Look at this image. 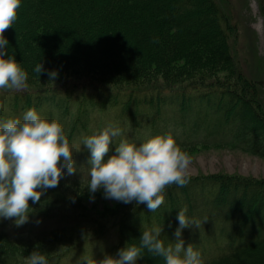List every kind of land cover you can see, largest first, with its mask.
<instances>
[{
  "label": "trees",
  "instance_id": "1",
  "mask_svg": "<svg viewBox=\"0 0 264 264\" xmlns=\"http://www.w3.org/2000/svg\"><path fill=\"white\" fill-rule=\"evenodd\" d=\"M260 7L264 14V0ZM232 33L217 0H21L18 18L5 37L9 55L15 54L28 73V87L5 93L18 105L0 109V121L4 115L22 119L30 108L49 120L58 115L77 168L73 175L64 169L56 190L44 191L40 202L29 201L31 226L38 215H54L46 209L49 198L59 195L71 205L75 198L68 199L60 191H65L63 186L90 180V150L83 140L110 123L104 118L109 111L117 113L112 124L121 129L109 156L122 139L139 145L169 132L181 146L238 142L247 151L264 154V142L255 134L256 124L264 127V78L258 82L263 85L241 79L227 85L213 79L237 64ZM41 61L44 71L39 76L34 69ZM52 70L58 72L55 81L48 77ZM80 76L94 79L91 90L85 88L92 85L78 89L75 80ZM125 121L147 133L126 128ZM184 206L190 219L201 221L197 229L182 230L184 246L191 243L200 251L204 264H264V179H190L184 187L170 186L154 212L145 204L126 205L112 221L120 233L117 251L139 245L142 231L153 225L162 224L166 246L174 243L177 215ZM79 216L86 219L89 214L82 211ZM3 227L0 264H22L31 247L19 255L22 250L10 244L12 236ZM63 232L54 226L52 241L62 239ZM72 243L54 255L45 246L32 250L61 262L77 250L78 244ZM138 263L166 261L145 250Z\"/></svg>",
  "mask_w": 264,
  "mask_h": 264
},
{
  "label": "clouds",
  "instance_id": "2",
  "mask_svg": "<svg viewBox=\"0 0 264 264\" xmlns=\"http://www.w3.org/2000/svg\"><path fill=\"white\" fill-rule=\"evenodd\" d=\"M20 7L21 0H0V109L4 108L5 93L28 87V73L15 54L9 55L5 37L16 22ZM153 42L158 43V38ZM34 71L41 75L42 61ZM57 76L55 70L48 72L49 80L55 81ZM120 135L121 129L109 123L102 131L84 138L83 145L90 150V194L103 189L106 199L125 204L134 201L154 212L164 203L167 188L184 187L190 182L192 157L171 132L150 136L139 145L122 139L109 156L113 138ZM79 150L78 147L76 152ZM64 169L68 175L77 171L73 146L58 115L49 120L30 108L22 119L0 121V218L14 219L17 226L26 223L33 212L29 201L40 202L44 191L58 186ZM187 211V206L179 209L174 243L166 246L161 238L162 224L153 225L142 231L139 245H126L117 256L106 255L96 264H135L145 250L152 256L163 257L166 264H204L200 251L191 243L184 246L182 230L197 229L201 224L198 219H190ZM83 262L93 264L87 258ZM28 264H47V260L39 251H32Z\"/></svg>",
  "mask_w": 264,
  "mask_h": 264
},
{
  "label": "rangeland",
  "instance_id": "3",
  "mask_svg": "<svg viewBox=\"0 0 264 264\" xmlns=\"http://www.w3.org/2000/svg\"><path fill=\"white\" fill-rule=\"evenodd\" d=\"M217 2H219L222 11L233 28L230 44L237 64L226 71L216 73L213 79L227 85L234 84L238 79L252 80L254 85H263L262 82L258 83L264 78V14L260 7L261 0H217ZM77 78L79 79L75 81L80 85L79 90L85 85H92L95 82L93 78L81 76ZM92 88L93 85L85 89L91 90ZM17 105V102L12 101V98L7 97L4 100V107L7 110H11ZM21 106L22 104L19 105V107ZM116 114L115 111H109L108 115L104 117L105 124L107 122L114 123L118 119H116ZM3 117L4 120L10 118L8 115ZM126 123L125 127L128 129L133 128L132 131L135 129L138 130L139 134L147 133L144 131L147 129L139 131L138 126ZM255 127L258 128L255 134L260 135L262 142H264V130H260L264 127L260 123L256 124ZM181 147L188 151L192 157L191 179L194 181L214 177L249 178L256 181L264 179V154L247 151L238 142ZM88 183L89 181L71 182V184L63 186L65 191H60L65 192L68 199L74 196L75 200L69 201L68 203L71 205L68 206L66 202H62L59 195L56 196L58 199L49 198L47 201L49 202L48 208L46 209L52 211L54 215H38L36 219H32L34 220L32 226L30 218L22 226H17L14 219L0 218V224L4 225L3 228L12 236V243L10 244L22 250V252L18 250L19 255H23V250L28 247L27 245L31 247L30 253L33 251L34 246H39L38 248L45 246L50 249L51 252L49 253L51 255L58 254L60 251L65 250V247L72 246L69 244L72 240L73 243L78 244L77 250L71 251V254L66 257L63 256L61 262H55L53 257L47 255L49 253L42 254L47 257V264H86V262H83L86 258L96 264L106 255H118L120 233L116 227L117 223L114 224L112 221L115 218L114 216L119 215L120 211L125 209L124 206L132 205L135 202L125 204L113 199H106L103 189L90 194L87 189ZM54 190H56V187H53L51 192ZM82 211L88 213L89 217L86 219L81 218L79 214ZM99 212L102 214H99ZM75 216L78 218H75ZM108 221H110V225L107 226ZM54 226L64 230L63 237L59 236L62 239L57 238L58 240L52 241L51 231ZM100 227H103L104 230L107 227L109 231L103 233L104 230L98 229ZM101 233L105 235L101 236ZM29 256L24 254L21 257L22 264H28ZM135 264H139L138 259Z\"/></svg>",
  "mask_w": 264,
  "mask_h": 264
}]
</instances>
